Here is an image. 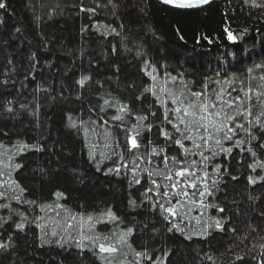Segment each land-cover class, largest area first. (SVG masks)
<instances>
[{"label":"trees","instance_id":"1","mask_svg":"<svg viewBox=\"0 0 264 264\" xmlns=\"http://www.w3.org/2000/svg\"><path fill=\"white\" fill-rule=\"evenodd\" d=\"M2 2L6 7L0 9V172L4 173L0 181H18L26 189L22 200L36 204L12 200L18 191L9 190L8 199L0 198V204L10 205L0 208V243L9 245L0 249V264H105L93 251L77 249L73 239L63 248L55 243L67 237L62 226L57 228L60 235L43 242L36 223H44L50 231L51 220L63 224L69 213L80 214L73 223L87 215L103 220L95 223L94 232L85 224L89 235H118L133 228L129 237L132 248L147 250L157 264L158 258L164 264H258L264 251L260 248L264 219L258 215L264 213V184L250 185L248 177L264 175V171L253 172L248 167L255 158L235 147L231 154L218 156L209 166L211 172L214 165H220L222 173L219 190L206 198L211 206L173 220L183 231L169 232L171 225L147 202L129 206L130 199L140 203L148 183L142 180L130 188L127 169H121L120 175L107 172L117 159L101 156L110 154L105 144L119 141L116 151H124L126 160L130 156L124 150L125 133L111 119L118 114L116 109L101 112L100 106L105 99L119 100L133 113L147 114L154 98L148 95L136 100L143 88L153 83L143 71L145 64L155 67L154 74L165 80L166 73H183L186 79L199 82L217 72L243 74L254 63L264 62V6L252 7L245 0H214L194 10L174 9L157 0ZM256 2L264 5V0ZM228 31L239 39L228 40ZM83 76L90 80L80 86ZM158 109L159 105H154L153 110ZM69 117L76 122L75 128L69 126ZM135 122L125 118L126 126ZM146 123L158 121L149 116ZM142 135L143 144L152 140L158 147L164 146L155 127ZM22 145L30 147L20 151ZM226 146L231 144L226 142ZM257 151L264 160V153ZM144 152L141 148L140 154ZM168 154L175 152L170 149ZM16 164L22 167L15 169ZM57 191L64 197L57 199ZM108 209L118 221L101 217ZM20 213L29 221L37 216L44 220L28 223L19 231L15 223L20 222ZM214 220H219L224 230L209 227L202 235ZM71 236L78 238L79 234L72 230ZM123 251L136 264L134 252L127 247ZM237 255L243 259L236 260ZM140 264L150 262L141 260Z\"/></svg>","mask_w":264,"mask_h":264},{"label":"snow or ice","instance_id":"2","mask_svg":"<svg viewBox=\"0 0 264 264\" xmlns=\"http://www.w3.org/2000/svg\"><path fill=\"white\" fill-rule=\"evenodd\" d=\"M112 0H109L111 3ZM164 4H173L178 7H192L197 3H209L210 0H162ZM246 4L252 7H262L256 0H245ZM6 7V4L0 0V9ZM82 11L94 12L95 9H81ZM19 31V29H17ZM115 31V29H113ZM247 32V29L244 30ZM227 38L230 41H236L239 37L233 35L231 31L227 32ZM115 50V49H114ZM34 57V54H33ZM152 67V71L148 68ZM143 71L150 77L153 83L145 86L137 101H142L148 95L153 97V103L148 105L147 114H135L126 103L119 100L111 101L105 99L100 106L101 112H106L107 108H115L117 115L111 119L116 123V127L123 130L124 150L130 156L126 160L124 151L117 152L116 148L120 147L119 141L114 145L105 144L110 154L101 153L104 159L111 160L113 156L117 159L115 167L108 168V173L121 174V169H127L131 174L129 187L140 185L142 180L148 183V187L140 194L142 199L139 204L136 200L130 199V207H139L147 202L153 211H158L161 218L171 226L168 231L173 229L183 231L173 220L183 219L189 216L194 210L204 209L211 205L206 203V198L213 196L219 190L222 173L221 166L214 165L209 171V166L222 153L231 154L233 147L238 148L241 152H247L255 158L254 162L248 165L255 172L257 169L264 171V160L259 159L258 151L264 153V62L254 63L248 67L243 74H224L219 72L214 77H204L197 82L196 80L186 79L183 73L172 76L166 73L167 79L158 77L154 73L155 67L145 64ZM90 80L89 76H83L78 84L84 86ZM2 83H8L3 81ZM154 105H159L158 110H153ZM23 107V106H22ZM8 111H12L11 108ZM159 112V115H158ZM149 116L153 117L158 123H146ZM135 119V123L125 125V118ZM70 127L77 126L71 117ZM107 123V121H105ZM153 127L158 130V134L164 140V146L158 147L148 140L143 144V133L151 132ZM108 135H111L108 133ZM229 142L231 146H226ZM28 145H22L19 149L23 151ZM141 148L145 149L143 155L140 154ZM174 150L175 154L169 155V150ZM39 150V149H38ZM94 159V153H90ZM153 158H157L154 162ZM11 159V157H9ZM119 161H124L119 163ZM148 165V166H142ZM19 169L22 165H14ZM99 170V165H97ZM227 171V169H224ZM128 173H125L127 175ZM143 174V175H141ZM215 174L216 178H213ZM4 173L0 172V176ZM236 179V177H232ZM250 185L264 184V175L248 177ZM0 188H6L0 191V198L8 199V191L19 192V195H12L11 199L17 202L27 204H36V201L22 200L26 189L19 185L18 181H0ZM57 199L63 198L64 193L57 191L54 194ZM249 199H259V197H249ZM45 207H51L45 206ZM63 208V205H56ZM0 208H10L9 204H0ZM15 211V210H13ZM44 211V208H41ZM220 212L224 209L220 208ZM20 222L15 223V228L24 231L26 224L43 221L44 217L37 216L34 221H29L23 213L19 214ZM60 215L59 212L56 213ZM78 215L68 214L66 221L51 220L53 227L50 231L46 229L44 223H36V226L42 230V239L44 243H49L48 237H57L60 233L57 228H61L67 237L57 239L55 243L64 247L69 239L75 240L77 249H88L93 251L97 258L105 261V264H132L127 259L128 252L123 251L125 247L131 249L137 258L136 264L141 260H147L150 264H157L153 257L145 251H135L129 242V237L134 233V229L129 227L121 231L118 235L113 232L111 236L102 233L87 234L84 231L87 223L88 230L94 232L95 223H102L101 218H94L87 215L77 221ZM264 219V213H258ZM110 221H118L119 217L108 209L101 214ZM197 223L200 222L198 217H194ZM10 219V217H9ZM3 225H0L2 227ZM147 227V225H145ZM214 227L221 231L224 225L219 220H214L212 225H207L202 235L207 234V228ZM78 232L79 237L71 236V231ZM235 232V229H232ZM255 231V228H253ZM115 237V239H113ZM11 240V237H9ZM264 239V238H262ZM9 245L0 243V249H6ZM264 250V244L260 245ZM262 258L258 264H264V251L261 253ZM255 259V257H253ZM206 259L212 260V256ZM236 260H242L243 257L237 255ZM159 264H164L159 259Z\"/></svg>","mask_w":264,"mask_h":264},{"label":"water","instance_id":"3","mask_svg":"<svg viewBox=\"0 0 264 264\" xmlns=\"http://www.w3.org/2000/svg\"><path fill=\"white\" fill-rule=\"evenodd\" d=\"M157 1L163 5H166L162 2V0H157ZM213 1L214 0H210L209 3H197V4H194L192 7H178V6L173 5V4H167L166 6H169L171 8L178 9V10H194V9L203 8L207 5H209L210 3H212Z\"/></svg>","mask_w":264,"mask_h":264}]
</instances>
